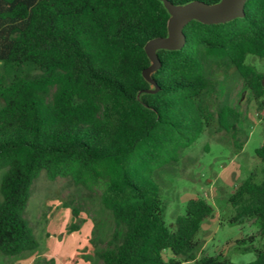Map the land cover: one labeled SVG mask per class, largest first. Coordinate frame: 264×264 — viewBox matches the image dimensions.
Instances as JSON below:
<instances>
[{"label":"trees","instance_id":"16d2710c","mask_svg":"<svg viewBox=\"0 0 264 264\" xmlns=\"http://www.w3.org/2000/svg\"><path fill=\"white\" fill-rule=\"evenodd\" d=\"M164 1L221 0H0V255L39 249L26 209L44 173L99 196L110 213L113 231L94 251L100 264H233L197 259L213 208L189 199L167 225L155 177L212 123L235 132L240 114L214 104L219 73L233 69L264 107V71L246 63L264 59V0H246L243 17L223 24L188 23L181 49L157 51L150 84L142 77L150 65L144 45L167 36ZM255 155L260 180L250 173L228 204L230 221L254 220L264 240V146ZM248 264H264V252Z\"/></svg>","mask_w":264,"mask_h":264},{"label":"rangeland","instance_id":"374dc122","mask_svg":"<svg viewBox=\"0 0 264 264\" xmlns=\"http://www.w3.org/2000/svg\"><path fill=\"white\" fill-rule=\"evenodd\" d=\"M246 63L264 71V59L247 56ZM216 83L215 107L227 103L240 114L235 132H225L212 123L181 153L178 162L160 170L155 180L161 188L167 225H174L176 217L184 214L189 199L203 198L213 208V217L202 224L197 259L220 256L233 264H248L257 252H264V240L254 220L230 221L235 212L228 198L250 173L256 174L257 181L261 178L262 166L255 151L264 146V107L233 69L219 73ZM72 209L80 210L77 218ZM26 216L39 242L35 262L48 251L54 254L50 259L54 264H77L79 254L94 256V251L105 248L113 231L112 217L99 196L88 198L83 189L65 179L49 181L44 173L32 185ZM72 223L78 224L76 231L68 230ZM243 239L245 245L238 246L236 242ZM34 259L35 253L15 258L0 255V264H32ZM90 259L91 264H98L96 258Z\"/></svg>","mask_w":264,"mask_h":264},{"label":"water","instance_id":"95a60500","mask_svg":"<svg viewBox=\"0 0 264 264\" xmlns=\"http://www.w3.org/2000/svg\"><path fill=\"white\" fill-rule=\"evenodd\" d=\"M246 0H221L214 5H205L193 2L185 6H173L163 2L164 8L169 14L167 22V36L148 41L144 45V52L150 61V65L142 71V77L152 84L150 75L159 66L157 51H175L182 48L185 42L183 28L191 21H197L204 25L223 24L244 15Z\"/></svg>","mask_w":264,"mask_h":264},{"label":"crops","instance_id":"0c3cea01","mask_svg":"<svg viewBox=\"0 0 264 264\" xmlns=\"http://www.w3.org/2000/svg\"><path fill=\"white\" fill-rule=\"evenodd\" d=\"M50 237H51V236H50ZM87 250H88V249H87ZM36 254H38V253L35 252V259L33 260V263H32V264H35L36 259L39 258V257H38L39 255L36 256ZM86 255H87L89 258H87V259H83L84 256H86ZM53 256H54V254L49 253L48 251H46L45 253H43L42 255H40V257L42 258V260H47V261H49L50 259H52ZM92 257H94V256L91 255V254H89V253H81V254L78 255V258H77L76 262H77V264H91L92 262H91V259H90V258H92ZM89 259H90V260H89ZM93 260H95V257H94ZM98 264H100V262H98Z\"/></svg>","mask_w":264,"mask_h":264}]
</instances>
